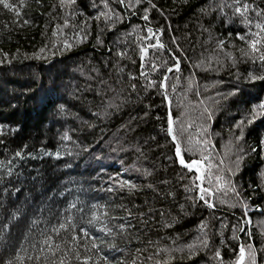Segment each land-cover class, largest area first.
<instances>
[{"label": "trees", "instance_id": "1", "mask_svg": "<svg viewBox=\"0 0 264 264\" xmlns=\"http://www.w3.org/2000/svg\"><path fill=\"white\" fill-rule=\"evenodd\" d=\"M11 2L23 6L19 18L0 7V61L8 54V62L0 63V162L12 168L11 176L0 179L6 206L24 204L31 213L41 206L63 207L77 196L89 205H110L112 226L117 231L125 226L113 243L129 258L141 249L138 264H149L146 258L156 249L171 248L183 251L173 253L168 264H220L217 249L223 264H231L240 244H251L256 264H264V115H249L264 100V80L247 78L250 71L264 70L241 57L238 49L246 45L236 34L247 29L233 22L231 11L221 14L220 0H152L155 9L147 0L140 5L132 0V6L125 0L123 7L118 0ZM252 2L264 7V0ZM145 7L149 21L141 19ZM147 27L162 29L160 39L169 50L177 46L171 43L175 39L184 53L180 72L170 73L167 81L173 117H179L177 132L180 122L191 123L193 135L206 127L213 161L223 160L235 173L227 177L235 192L225 184L212 198L214 208L188 199L195 193L185 192L186 170L174 160L167 105L160 90L145 89L147 80L139 76L137 37L147 35ZM77 32L86 39L75 37ZM64 39L72 43L70 49L63 48ZM41 48L45 53L36 58ZM117 50L127 55L118 57ZM161 56L168 59L167 52ZM144 71L158 79L147 66ZM129 73L136 79L129 80ZM236 88L235 95H227ZM18 150L22 158L14 157ZM237 156L242 157L238 167ZM115 181L136 187L121 189ZM18 237L13 233L14 240ZM204 239L207 247L200 243ZM187 245H195V255ZM155 258L163 260L164 253Z\"/></svg>", "mask_w": 264, "mask_h": 264}, {"label": "snow or ice", "instance_id": "2", "mask_svg": "<svg viewBox=\"0 0 264 264\" xmlns=\"http://www.w3.org/2000/svg\"><path fill=\"white\" fill-rule=\"evenodd\" d=\"M118 2L121 6L125 5V0H118ZM143 2L144 0H135L136 5H140ZM147 2L151 8H156L152 0H147ZM64 3L71 5L74 0H61V4ZM128 4L132 6V0H128ZM22 6V3L18 7L11 0H0V7L8 13H15L17 18L21 15ZM217 8L225 16L228 15L226 10H230L233 22L239 20L245 26L247 31L243 33L237 32L236 38L241 40L246 47H242L238 51L242 58L250 60L254 64L258 63L261 69L264 70V7H254L252 0H220ZM143 11L144 15L141 19L149 21V8L145 7ZM104 15L107 16V13H104ZM13 23H15V20H13ZM24 23H28V21L25 20ZM5 26L7 27V25ZM66 27H68L67 20L60 29V35H64L63 28ZM144 31L147 35L137 37L140 41L137 45L141 69L139 76L147 80L145 89L156 87L160 90L163 103L167 105L166 134L171 138L174 160L182 169L186 170L189 184L185 185V192L195 193V195H189L188 199L202 202L208 208H214L215 202L212 198L224 190L225 184L228 185L227 191L235 192V187L227 179V177L235 173L231 167L227 169L223 167V160L219 162L213 161L210 154L211 142L207 138L206 127H197L196 135H193L189 132L192 124L180 122V128L177 132L175 125L179 121V117H173L171 101L167 91V81L170 73L173 71L180 72L181 58L184 53L175 39H172L171 43L177 46L169 50L160 39L163 34L162 29L157 28L154 30L152 27H147ZM52 35L53 37L57 35V29H53ZM74 36L80 40L86 39V36H82L79 32L74 33ZM53 43L55 44V41ZM97 43H101L99 37H97ZM217 44L222 49L225 41L220 39ZM72 46L68 39L63 40L64 49H70ZM163 52L168 53L167 60L161 56ZM39 53H45V48L38 50V54H35L36 58H40ZM115 55L124 58L127 52L117 50ZM3 56L4 61H0V63L8 62V54L3 53ZM12 58L16 59L15 55ZM229 58H232L231 54H229ZM132 62L135 63V61ZM146 66L151 73L156 74L158 79L148 78L144 71ZM128 78L129 80L136 79L131 73H129ZM247 78L250 81L264 80V73L256 75L250 71ZM129 87L132 91L136 89L135 84H130ZM172 87L175 90V84ZM191 87L192 81L189 78L188 89H191ZM238 91L239 89L236 88L228 92L227 95H235ZM196 94L199 95L198 92ZM204 113L207 114L208 120L212 118L207 107L204 108ZM249 115L253 119L256 115H264V100L253 106ZM243 122L242 119L238 124L242 125ZM248 122L250 123L251 119ZM0 135H3V133L0 132ZM63 139H69L68 135L65 134ZM239 139L240 136H237L236 140ZM0 143H3V141H0ZM228 150L230 151L231 149L229 148ZM45 154L50 155V153ZM186 155L187 159L185 158ZM22 156V151L18 150L14 153L15 158H22ZM56 156L58 158L60 153L57 152ZM241 159V156H237L236 161H234L237 167ZM0 168L4 169L0 179L12 175V168L8 167L4 162H0ZM225 173H227V176ZM145 174L147 175L148 173L146 172ZM115 183L121 189L128 187L131 190L136 187L130 184L129 181H115ZM13 190H15L14 185ZM4 191L7 192L8 189H4ZM107 191L112 192L113 188L109 187ZM60 195H63V192ZM219 202L224 203L222 200ZM239 203L243 205V201ZM230 206L235 207L237 205ZM109 207L111 206L98 203L86 204L77 196L67 200L63 207L41 206L29 213L24 204L6 206L5 201L0 199V264H138V261L142 259L137 255L142 251L141 249H137L136 253L129 258V255L123 249L113 243V238L120 235L125 226L123 224L119 225L120 231H117L112 226L111 222L116 218L109 215ZM244 208L246 209L247 205H244ZM123 211L131 215L127 208H123ZM260 211H264V209H260ZM244 215L247 216V212H244ZM240 231H244V229L241 228ZM16 232H19V237L14 240L13 233ZM233 238L238 239L235 236V229ZM200 243L204 247L208 246L207 239L202 240ZM187 247L190 255H195L193 250L195 245H187ZM112 250H115L119 255L109 256L108 252ZM181 251L183 250L180 248L156 249V252L149 253L146 259L149 264H168L169 260L173 258L172 254ZM161 252L164 253L163 260L154 259V256L158 257ZM214 255L215 259L220 261V264H223L218 249ZM231 264H256L253 246L251 244H240L235 260Z\"/></svg>", "mask_w": 264, "mask_h": 264}, {"label": "water", "instance_id": "3", "mask_svg": "<svg viewBox=\"0 0 264 264\" xmlns=\"http://www.w3.org/2000/svg\"><path fill=\"white\" fill-rule=\"evenodd\" d=\"M123 7V6H122ZM170 138V137H169ZM171 139V138H170Z\"/></svg>", "mask_w": 264, "mask_h": 264}]
</instances>
